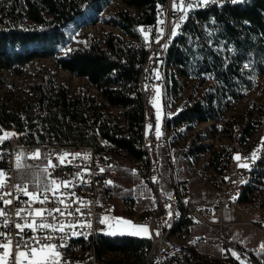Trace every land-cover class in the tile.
Returning a JSON list of instances; mask_svg holds the SVG:
<instances>
[{
	"label": "trees",
	"instance_id": "1",
	"mask_svg": "<svg viewBox=\"0 0 264 264\" xmlns=\"http://www.w3.org/2000/svg\"><path fill=\"white\" fill-rule=\"evenodd\" d=\"M111 1L1 0L0 71L20 73L23 65L34 58L52 57L56 66L98 91L102 102L79 86L72 91L63 84H51V78L42 73L32 85V98L16 107L0 106V133L6 129L23 131L18 137L28 143L98 146L109 142L141 159L145 179L142 119L144 113L153 111L146 106L150 84L144 90L140 85L145 40L141 29L153 26L154 11L162 0H120L123 6L109 21L126 39L110 29L101 38L81 31L96 23ZM74 40L76 44L70 46ZM177 77L194 80V88L188 89V97L180 101L165 123L171 129L170 141L182 140L183 154L192 159L189 165L208 150L206 143L198 141V133L190 132L194 124L222 120L220 128L227 132L232 150H238L260 127L253 137L258 141L264 131V0H241L189 11V18L166 48L164 85L166 94L172 97L180 87ZM259 77L263 98L253 101L256 118L243 117L237 126L233 125V115L224 117L225 110L241 99ZM106 109H118V116L104 113ZM260 145L255 168L242 185L241 200L252 199L251 193L264 187L262 138ZM0 146L6 148V140ZM221 149L213 155L210 151L211 158L206 166L201 163L202 168L216 170L218 156L227 150ZM147 243L144 236L102 232L95 238V249L100 260L137 264ZM241 250L251 254L249 249ZM195 254L194 259L206 263L204 257Z\"/></svg>",
	"mask_w": 264,
	"mask_h": 264
},
{
	"label": "built area",
	"instance_id": "2",
	"mask_svg": "<svg viewBox=\"0 0 264 264\" xmlns=\"http://www.w3.org/2000/svg\"><path fill=\"white\" fill-rule=\"evenodd\" d=\"M225 1L230 0H209L208 3ZM189 2L192 4L191 8L205 5L198 0H175L174 7V0H162L154 11L153 27L147 30V38L142 40L140 84L141 87L150 84L146 106L152 107L153 113L148 111L149 127L146 132H142L141 138L142 143H147L150 147L151 158H154L153 175L145 176L146 182L151 186H154L157 178V159L153 148L170 147L161 133L162 120L168 114L161 110L158 61L162 50L166 48L168 36L179 32V24H185L189 18ZM182 7L186 10L182 11ZM156 13H163V21H155ZM132 45H136V42ZM155 94L160 98L159 115L155 113ZM11 130L13 132L4 139L6 148L0 146V171L4 174L0 176V213H3L0 215V258L3 264H17L20 258L17 253L26 252L28 255L24 257H31L30 249L39 248L45 243L56 246L55 250L59 252L58 264H102L94 257L92 251L93 236L98 231H105L101 221L102 214L107 209V204L97 196V191L106 185L107 178L114 173L112 164L103 172V164L113 151L123 152L124 149L109 142H101L98 146L91 143L64 144L54 141L28 143L18 137L23 131ZM259 146L260 139L253 145L242 144L238 150H232L230 146L218 156L223 158V170L213 175V180H217V187L213 188L212 204L196 207L188 203L185 186L174 180L173 184H180L182 187L180 198H173L172 191L167 198L158 195L151 209L132 216L129 226L147 227L146 234L136 232L148 238V243L141 249L142 259L137 264H190L196 261L186 243H171L165 238L166 226L176 218H185V226L180 232H184L186 227L194 222H201L212 230L221 225L222 208L234 205V193L244 180L246 167L241 165L254 163ZM42 147L48 153L43 168L49 186L29 188L26 180L14 177V158L21 149H25L26 154L30 155ZM33 168L37 169L39 166L33 164ZM26 192L32 195H27ZM254 193H258V190L251 194L252 199L235 206L245 212L261 210L253 201ZM8 200L11 203L5 204L4 201ZM131 203L129 198L123 200L125 208ZM248 223L261 229L262 221ZM17 224L21 225V228H17ZM61 228L62 230H54ZM48 237H51V240H48ZM221 246L223 254L234 256L239 264H260L252 254L231 245L223 238ZM215 263L221 262H215V257L210 256L208 264Z\"/></svg>",
	"mask_w": 264,
	"mask_h": 264
},
{
	"label": "rangeland",
	"instance_id": "3",
	"mask_svg": "<svg viewBox=\"0 0 264 264\" xmlns=\"http://www.w3.org/2000/svg\"><path fill=\"white\" fill-rule=\"evenodd\" d=\"M1 0H0V11H1ZM123 3L120 0H112L105 9L99 13V20L92 24V25H86L84 26L81 31L88 32L92 36L96 38H101L103 36V33L105 30L110 29L115 33H119L120 31L110 23V19L115 16V11L122 7ZM129 11H132V9H128ZM149 28H142L141 33L145 36V39L147 38V30H150ZM121 34V33H120ZM123 36V34H121ZM124 37V36H123ZM126 39V37H124ZM76 44V40L72 41L70 43V46H74ZM46 74L51 78V84H63L67 89L74 90L77 86L84 89L87 94L92 96H97V100L99 102H102V99L98 97V91L90 87L85 80L82 78H77L76 76H73L72 74L64 71L63 69L59 68L55 65L54 60L52 57H40V58H34L33 60L25 63L22 67V71L20 73H12L7 70H1L0 71V106H6V107H16L20 103L23 102L24 99H30L32 98L34 87L32 86L34 83L40 80L41 75ZM160 78L162 79V73L160 74ZM179 81V90L176 94V96H171L169 93L165 95L163 84H161V94H162V102L161 103V110L164 111V113H167L168 115L173 112L174 109L178 107L180 104V101L184 98L188 97L189 94V88H194V80H191L189 78L187 79H181L180 77H177ZM260 77L257 79L255 85L248 90H246L244 96L239 99L238 101L231 102L229 107L225 110L224 117L228 114L233 115V125H238L242 118L245 117L249 120H253L256 118L255 110L253 108V101H261L263 98V91L260 85ZM155 88L158 89V86L155 85ZM196 90V89H195ZM165 96V97H164ZM153 101L155 105V113L156 115H159V102L160 98L158 95L153 96ZM111 111V112H110ZM104 110V113L108 115L118 116V109H111V110ZM167 118V117H166ZM165 120L163 119V125L161 126V129H164ZM220 124H223L222 120L215 121L210 120L206 123H198V125L195 126L190 130V132H196L198 133L199 142H203L207 144V151L201 152L197 158H199L200 164L203 163V166H206L207 160L210 157V151L211 155L215 153L218 149H227L231 146V140L229 136L227 135V132L225 130H222L220 128ZM226 124V123H225ZM232 125V124H231ZM226 126H228L226 124ZM260 130V127L257 128L254 133L248 137V139L245 141L243 145H253L256 141H254L253 137L258 134ZM171 131V129H170ZM13 130L6 129L3 130L0 133V142L5 139L9 134H11ZM264 138V131H262L260 135V139ZM171 144V150L169 152H164L162 154H158L159 162L157 165V174L158 178L156 180V188L158 190H161V184L166 185L168 187H171L170 185V165L169 161L171 159L170 164H172V167L174 170H177L178 167L180 168H186L190 171V165L189 161L192 160L191 157L186 156L183 154V147H182V140H173L170 141ZM220 150V151H221ZM226 150V151H227ZM157 151V149H156ZM225 151V150H224ZM222 152V151H221ZM33 152L30 155L26 154L25 149H21L19 153L14 158V168L17 170H20L23 172L22 178L24 180L34 181V182H40L44 181V178H47L45 169L43 168L44 164L47 161L48 153L44 147L37 149L36 153ZM38 154V155H37ZM33 164H37L39 166L38 169L33 168ZM171 168V169H173ZM173 172V170H172ZM163 173V177L160 175ZM206 175V178L209 179L213 175ZM15 178H17L14 175ZM117 191H124L127 189L126 184L120 185L118 188H116ZM151 187L150 184H147V186L144 188L139 189V193L142 195V197L150 199V197L157 198V195ZM259 199L262 202V206L264 208V187L259 189L258 193ZM145 202V201H144ZM102 220H106L105 224V230L106 232H117L122 230L121 227L117 228L116 222L113 224L111 218H108L106 215H102ZM130 225V223H128ZM132 231L131 234L137 235V236H144V235H138L137 233H143L146 234V232H142L138 227L133 228L130 226ZM137 232V233H136ZM204 236H211L210 233L203 234ZM42 246H40L38 249V252L35 255H32L31 257H20L18 258L19 264H29L31 261L32 264H41L42 260L49 254L48 249H43V251H40ZM224 257V256H223ZM56 260H58V257H56ZM61 264H69L66 262H62Z\"/></svg>",
	"mask_w": 264,
	"mask_h": 264
},
{
	"label": "crops",
	"instance_id": "4",
	"mask_svg": "<svg viewBox=\"0 0 264 264\" xmlns=\"http://www.w3.org/2000/svg\"><path fill=\"white\" fill-rule=\"evenodd\" d=\"M170 150L171 145L169 149L164 146L153 148V154L157 159V165L160 163L158 154H162L166 151L170 153ZM170 162L171 159L169 161L171 187L161 184V190H158L155 185L158 178L157 174L154 183L156 195L158 194L163 198H167L171 191L174 192L176 185L173 184V182L176 180L185 186L188 203L196 207L213 203L214 190L206 178L207 174L210 176L213 175V169L211 167L202 168V164H200L199 159H197L190 164V171L180 167L174 170ZM111 164L114 167V173L107 178V182L110 183H106L104 187L99 188L97 191V196L107 204V209L102 215L111 218L113 224L116 222L117 228H122L120 231L108 233L131 234L132 231L129 229L130 226L128 224L130 218L141 211L151 209L155 203V198L152 196L150 199H147L142 197L139 193V189L145 188L148 184L143 176V163L141 159L134 158L125 151H117L113 152L109 159L103 164V172H105ZM13 173L18 179L23 176V172L15 168ZM160 175L163 177V173ZM27 183L29 188L33 189L40 187L46 188L49 186L47 178H44V181L40 182L28 180ZM124 184H126L127 189L125 191L124 189L123 191H117L116 188ZM127 198H129L132 203L129 207L125 208L123 200ZM262 210L263 211L250 210L245 212L235 205L224 207L220 213L222 224L215 227L214 230L201 222H194L187 226L184 232L175 234V241L177 243H182V241L186 243L189 250L192 253H196V257H204L205 259L207 256L210 259L211 256L215 257V261L220 262L224 256L221 246V238H223L230 242L231 245L237 246L240 249H249L254 258L260 264H264V248H262V245H264V209ZM248 221L256 223L262 221L261 229L248 223ZM103 223L105 226L106 220H104ZM205 233H210L211 236H204L203 234Z\"/></svg>",
	"mask_w": 264,
	"mask_h": 264
},
{
	"label": "bare ground",
	"instance_id": "5",
	"mask_svg": "<svg viewBox=\"0 0 264 264\" xmlns=\"http://www.w3.org/2000/svg\"><path fill=\"white\" fill-rule=\"evenodd\" d=\"M238 1H241V0H238ZM230 2H232V0L225 1V2H210V3L205 4V5H199V6L193 7L191 9H189V11L194 10V9H204V8L210 7V6H216L217 7V6H220V5L224 4V3H230ZM156 14H157V21H163V13H156ZM183 26H184V24H179V31L182 29ZM152 27H151V29H152ZM172 36L173 35H169L168 36V38L166 40V48H167V45H168L170 39L172 38ZM166 48L162 50V53L160 55V59L158 61L159 73L160 74L162 73L161 84H163L165 95H166V89H165V85H164V83H165L164 82V72H165ZM161 86L162 85H160V95H161V103H163L162 102V94H161V89H162ZM141 89L144 90V87H141ZM166 117L164 119H166ZM162 125H163V120H162L161 126ZM148 127H149V114L148 113H144V116H143V119H142V132H146ZM161 133L165 137L166 142L168 144H170V129H168L166 123L164 124V129H161ZM141 145H142V148L144 149L146 160H147L146 176H152L153 175V170H154V158H151V149L147 145V143H141ZM258 156H260L259 152H258V155L255 156V158H257ZM255 164H256L255 160H254V163H248V166L246 167L245 172H244V180H243V182L241 184L238 185V187H237V189H236V191L234 193V205H242V204L246 203V200H241L240 199L241 191L243 189L242 185L250 178V176H251L250 171H252L255 168ZM222 170H223V158L219 157V163L217 164L216 170L213 171V175H217V171H222ZM208 183L213 188L217 187V180H213V176L209 179ZM175 185H176V188H175L174 192H172V196H173V198H180L182 196V187H181L180 184H175ZM151 187H153V189L155 190V188H154L155 186H151ZM155 193H156V190H155ZM253 201L255 202V204L257 206H260L261 210L264 209L263 206H262V202L259 199V195L257 193L253 194ZM184 226H185V218H176L173 222H170V224H168L166 226L165 238L171 243H177L175 241L174 235L178 234L180 232V230ZM102 232L104 233L105 231H98L93 236V239H92V251H93L94 257L102 264H116V263H111V262L106 261V260L105 261L104 260H100L98 258V255H97V252H96V249H95V238L97 237L98 234H100ZM193 259H194V256H193ZM194 260H196V261L199 260V261L204 262L203 259L201 260V259H196L195 258ZM205 260H207L206 263H210V259L207 256H206ZM215 262H217V261H215ZM220 262L221 263L224 262L223 264H225V262L226 263L228 262L230 264L231 263L239 264L234 256H227V255H224V257L221 259Z\"/></svg>",
	"mask_w": 264,
	"mask_h": 264
},
{
	"label": "snow or ice",
	"instance_id": "6",
	"mask_svg": "<svg viewBox=\"0 0 264 264\" xmlns=\"http://www.w3.org/2000/svg\"><path fill=\"white\" fill-rule=\"evenodd\" d=\"M198 2L203 3V4H207L209 2V0H198ZM232 2L236 3V2H238V0H232ZM174 7H175V0H174ZM191 7H192V4H191V2H189L188 5H187V8L190 9ZM181 10L184 11L186 9H184L182 7ZM182 19H183V17H182ZM177 27H178V25H177ZM245 67H247V65H245ZM262 140H264V138H262ZM77 155H79V154H77ZM254 155L255 154H253V156ZM62 159L63 158L61 157V160ZM237 159H239V157H237ZM241 166L242 167H247L248 165L245 164V165H241ZM3 175H4L3 172L0 171V176H3ZM53 183H55V182L53 181ZM106 183H110V182H106ZM0 186H2V185H0ZM25 194L32 195L31 193H27V192ZM4 203L5 204H10L11 201L10 200L4 201ZM57 211H59V210L57 209ZM2 214L3 213H0V215H2ZM37 214L39 215L40 213H37ZM101 222L103 223V221H101ZM128 223H130V222H128ZM16 227L17 228H21V225L17 224ZM44 227H47V225H44ZM136 227H138L142 232H146L147 231V227L146 226H136ZM54 230H62V228L61 229H54ZM47 239L51 240V237H48ZM62 246L63 245H61V247ZM3 247H7V246H3ZM25 247L27 248V245H25ZM262 248H264V245H262ZM43 249H48L49 250V254L42 260L41 264H58V261L56 260V257L59 256V252H57L55 250L56 246L54 244H51V243H45V244L42 245L40 251H43ZM30 252H31L32 255H35L38 252V249L37 248H32V249H30ZM26 255H28V253H26V252L17 253V257H23V256H26ZM0 264H3L2 258H0ZM17 264H19V260L17 261ZM29 264H32V262L30 261Z\"/></svg>",
	"mask_w": 264,
	"mask_h": 264
},
{
	"label": "water",
	"instance_id": "7",
	"mask_svg": "<svg viewBox=\"0 0 264 264\" xmlns=\"http://www.w3.org/2000/svg\"><path fill=\"white\" fill-rule=\"evenodd\" d=\"M190 264H208V263H205V262H202V261H194V262H192V263H190ZM215 264H223V263H215Z\"/></svg>",
	"mask_w": 264,
	"mask_h": 264
}]
</instances>
